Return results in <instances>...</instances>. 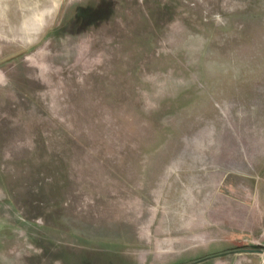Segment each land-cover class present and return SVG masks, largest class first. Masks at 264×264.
Returning a JSON list of instances; mask_svg holds the SVG:
<instances>
[{
  "label": "rangeland",
  "instance_id": "1",
  "mask_svg": "<svg viewBox=\"0 0 264 264\" xmlns=\"http://www.w3.org/2000/svg\"><path fill=\"white\" fill-rule=\"evenodd\" d=\"M0 264H264V0H0Z\"/></svg>",
  "mask_w": 264,
  "mask_h": 264
}]
</instances>
